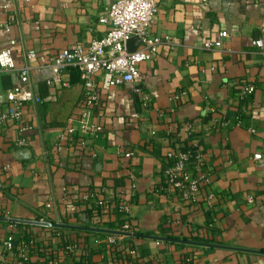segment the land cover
<instances>
[{
    "label": "crops",
    "instance_id": "1",
    "mask_svg": "<svg viewBox=\"0 0 264 264\" xmlns=\"http://www.w3.org/2000/svg\"><path fill=\"white\" fill-rule=\"evenodd\" d=\"M113 1L0 0L6 6L0 24L13 18L9 32L0 27V51L10 48L17 68L25 51L37 55L27 84L17 71L0 73V114L12 88L21 89L22 106L21 122H0V264L18 261L23 245V264H125L128 246L140 264H264V54L251 44L264 29V0H156L150 33L170 44L139 64L134 82L98 90L93 120L103 131L85 137L77 123L83 101L78 71L68 67L61 84L49 86L42 64L102 37L107 28L99 16ZM214 42L221 48H203ZM247 84L254 92L241 101L238 88ZM69 126L77 129L72 136ZM186 144L199 150L210 173L194 199L163 177L166 153ZM256 153L261 164L253 160ZM188 172L195 176L194 161ZM87 190L108 203L98 213L100 229L122 221L115 211L122 202L130 206L126 219L134 233L167 240L115 236L117 246L109 247L110 234L6 221L44 218L94 228L97 210L89 216L79 201ZM8 235L14 248L5 253ZM66 243L76 245L73 254H64Z\"/></svg>",
    "mask_w": 264,
    "mask_h": 264
},
{
    "label": "built area",
    "instance_id": "2",
    "mask_svg": "<svg viewBox=\"0 0 264 264\" xmlns=\"http://www.w3.org/2000/svg\"><path fill=\"white\" fill-rule=\"evenodd\" d=\"M252 1V0H247ZM6 6L0 5V9L4 10ZM158 6L156 0H114L99 16V22L106 26L105 34L97 39H93L87 48L76 44L69 46L57 54L47 58L42 64L43 80L49 86L61 84L62 73L68 68H75L79 73L82 83L83 101L82 110L77 120L80 126V133L85 137H96L103 131L102 126L98 122H94V110L99 106L98 90H108L129 84L135 81L139 74V64L155 58L157 49L162 44H170V41L163 38H157L150 33V29L154 22ZM13 18L7 22L0 24V27L6 31H10V23ZM132 37L139 39V44L133 52L127 51V42ZM11 45L14 41L10 42ZM252 46L264 54V29L261 34L251 42ZM221 42L204 43V49H220ZM37 55L33 50L25 51L23 54L24 62L20 67L15 66L14 57L10 48L0 51V73L7 74L12 71L19 73L20 80L23 84L29 82L31 66L29 62L36 59ZM254 92V86L247 84L238 88V99L244 101ZM21 89L18 87L10 89L6 94L8 108L6 112L0 114V122L6 119H13L15 122L22 121L21 106ZM35 102L39 103L40 98H35ZM246 112V107L243 108ZM77 129L69 126L66 130L68 136L75 134ZM189 134V133H188ZM64 131L59 135V141L64 140ZM18 146H23V141L17 142ZM58 149L61 145H57ZM125 158L132 155L130 151L121 152ZM194 159L195 176L190 177L188 168ZM166 167L163 173L164 181L169 188L180 189L186 199H194L201 184L210 182V173L201 167V155L198 149L193 147L191 150H182L180 148H171L166 153ZM253 160L258 164L262 162V156L259 153L253 155ZM134 188V184H131ZM1 189V186H0ZM79 201L89 208L99 209L105 207V203L98 199V192L87 190L81 194ZM251 202V198H247ZM209 204V203H208ZM50 207V205H47ZM129 205L120 202L116 211L122 220L115 222L117 228H111L117 232L131 233L130 224L127 222L126 216L129 213ZM40 223H47L45 227H54L52 224L41 218L37 220ZM102 219L98 213L94 212L93 227L100 228ZM56 224L62 225L60 221ZM57 228V227H56ZM115 236L107 235L105 243L109 247L117 246ZM2 248L5 253H9L14 248V238L8 235L3 241ZM76 245L66 243L63 247L64 254H73ZM26 246L19 248V260L11 264H23L27 259ZM138 252L134 247H127V257L130 259L129 264H140L137 257ZM2 264V263H1ZM47 264H62L56 259L51 260ZM125 264L126 263L125 261Z\"/></svg>",
    "mask_w": 264,
    "mask_h": 264
},
{
    "label": "water",
    "instance_id": "3",
    "mask_svg": "<svg viewBox=\"0 0 264 264\" xmlns=\"http://www.w3.org/2000/svg\"><path fill=\"white\" fill-rule=\"evenodd\" d=\"M138 44H139V39L137 37L130 38V40L127 42V51L130 53L133 52L137 48ZM26 153H28L27 150L18 151L19 155H25ZM85 217L87 218V216H85ZM3 220H6V219H3ZM6 221L14 222V223H21V224L40 225V226H47L48 225L47 223H40L37 221H24V220H13V219H8ZM52 226L57 227V228L78 229V230L92 231V232H97V233H106V234L119 235V236L146 237V238H150V239L163 240V241L167 240V239H163V238L143 236V235H139L137 233H134V234L123 233V232H117L114 230H107V229H100V228L72 227V226H68V225H59V224H55ZM175 241L180 242V243L189 244V245H199V246H204V247H216V248L221 247V246H216V245L197 243V242H188V241H182V240H175Z\"/></svg>",
    "mask_w": 264,
    "mask_h": 264
},
{
    "label": "trees",
    "instance_id": "4",
    "mask_svg": "<svg viewBox=\"0 0 264 264\" xmlns=\"http://www.w3.org/2000/svg\"><path fill=\"white\" fill-rule=\"evenodd\" d=\"M182 150H191V149H193V147H192V145H189V144H186L183 148H181ZM192 161H194V159H192ZM120 203V202H119ZM119 203H117V204H115V211H116V207H117V205L119 204ZM105 208H108V203L105 205ZM93 209L92 208H86V210H84V213H87L89 216H92V213H93V211H92ZM97 210V212L96 213H102L103 212V210H102V208H97L96 209ZM117 213V212H116ZM117 225L118 224H115V223H113V225L112 226H110L111 228H117ZM56 230H59V229H56ZM122 258V260H126V263H130V259L125 255V256H123V257H121ZM116 260V259H115ZM118 260V259H117ZM190 262V260H183V262H182V264H190L189 263Z\"/></svg>",
    "mask_w": 264,
    "mask_h": 264
}]
</instances>
